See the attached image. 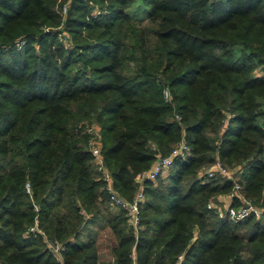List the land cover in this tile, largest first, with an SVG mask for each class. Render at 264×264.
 Wrapping results in <instances>:
<instances>
[{"label":"trees","instance_id":"trees-1","mask_svg":"<svg viewBox=\"0 0 264 264\" xmlns=\"http://www.w3.org/2000/svg\"><path fill=\"white\" fill-rule=\"evenodd\" d=\"M140 1L143 25L133 0H0L1 264H264V0ZM92 123L126 199L157 155L188 147L143 181L135 228L93 165ZM217 160L259 215L207 207L234 182L203 173Z\"/></svg>","mask_w":264,"mask_h":264},{"label":"built area","instance_id":"built-area-1","mask_svg":"<svg viewBox=\"0 0 264 264\" xmlns=\"http://www.w3.org/2000/svg\"><path fill=\"white\" fill-rule=\"evenodd\" d=\"M65 7H62V11L64 12ZM19 45V44H18ZM17 45V47H18ZM164 95L167 97V91H164ZM86 130L91 136L89 137L88 140V149L91 153L92 156V162L93 165L95 166L96 170L99 172L100 177L104 181V188L108 193V198L109 202L111 205H114L116 207H120L123 209L128 221L136 227L139 219V212H138V206L139 203L143 200V181L144 180H154L156 176L159 174H162L168 167L171 166L173 158L178 155H182L187 149V145L184 141V139H180L169 151L168 154L166 155H157L156 158L154 159L153 163L151 166L139 172L136 176V181L138 183V186L133 193L132 197L130 199H126L119 195L112 186V180L111 176L106 169L102 156L100 154V146H99V132L98 128L95 124H89L86 126ZM236 169H229L225 166H223L218 160L214 161L213 163L205 166L203 168V173L207 177H211L214 174H219L222 176H225L226 178H231L234 180V173ZM26 185V189H27ZM232 197H238L240 199V204L238 206H232L230 204H227L223 209L220 208L219 206H216L213 201H209L207 203L208 208H215L217 213L219 215H225L227 216L230 220L232 221H239L246 217L248 214L253 213L256 216L260 214L261 210L252 204L249 200L245 199L242 197L240 193V184L234 180L231 190L227 194V198H232ZM38 221L37 219H34L33 224H31L28 227V231H37L40 234H42L44 237L45 234L43 230L38 227ZM47 247L52 253L54 257L59 256L60 249L63 248V246L57 242L56 240H46ZM181 256H178V262L175 264H179ZM1 264V263H0Z\"/></svg>","mask_w":264,"mask_h":264},{"label":"rangeland","instance_id":"rangeland-1","mask_svg":"<svg viewBox=\"0 0 264 264\" xmlns=\"http://www.w3.org/2000/svg\"><path fill=\"white\" fill-rule=\"evenodd\" d=\"M63 12V11H62ZM96 10L93 11V13H95ZM127 13L130 15V17L135 20L139 25H143L147 23V19H146V12L145 9L141 3L140 0H133V3L127 8ZM65 35V31L61 30L58 33V37L61 38L62 43H66V39L64 37ZM236 49H238L236 47ZM165 174V172H163V175ZM106 227V226H104ZM106 229V228H105ZM100 235V236H99ZM98 235V250L101 253V255H99V258H108L109 260H111V255H110V247L113 243V238L111 233H109L108 231H105L104 229L100 231Z\"/></svg>","mask_w":264,"mask_h":264},{"label":"crops","instance_id":"crops-1","mask_svg":"<svg viewBox=\"0 0 264 264\" xmlns=\"http://www.w3.org/2000/svg\"><path fill=\"white\" fill-rule=\"evenodd\" d=\"M164 172H166V170L164 171ZM162 174H163V172H162ZM216 201V203H218V205H219V207H221V208H223L224 206H226L227 204H228V200H227V198L224 196V195H217L216 196V199H215ZM106 228V229H105ZM105 230V231H108L109 233H111L110 232V230H109V228L106 226V227H101V228H98L97 229V233H96V247H97V253H98V256L99 255H101V253L99 252V250H98V235H99V233H100V231L101 230ZM112 235V234H111ZM100 236V235H99ZM112 238H113V236H112ZM115 244V240H114V238H113V243H112V245H111V247L113 246ZM111 247H110V249H111ZM102 256V255H101ZM100 257V256H99ZM105 258V257H104Z\"/></svg>","mask_w":264,"mask_h":264}]
</instances>
